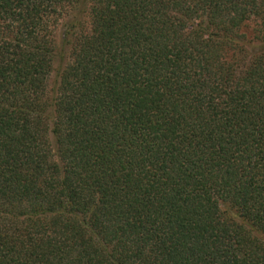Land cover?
Masks as SVG:
<instances>
[{"label": "trees", "instance_id": "obj_1", "mask_svg": "<svg viewBox=\"0 0 264 264\" xmlns=\"http://www.w3.org/2000/svg\"><path fill=\"white\" fill-rule=\"evenodd\" d=\"M0 264H264V0H0Z\"/></svg>", "mask_w": 264, "mask_h": 264}, {"label": "rangeland", "instance_id": "obj_2", "mask_svg": "<svg viewBox=\"0 0 264 264\" xmlns=\"http://www.w3.org/2000/svg\"><path fill=\"white\" fill-rule=\"evenodd\" d=\"M61 24L58 25V28H57L58 35L61 33V30H63V28L61 27ZM58 51H59V48L56 51L57 55H56L55 60H54V67H56L57 64H62L65 61V59H64L65 56L62 57V55H63L62 52L61 51L58 52Z\"/></svg>", "mask_w": 264, "mask_h": 264}]
</instances>
